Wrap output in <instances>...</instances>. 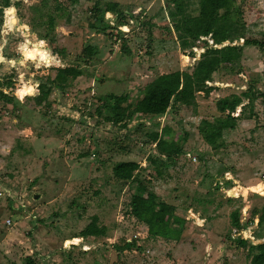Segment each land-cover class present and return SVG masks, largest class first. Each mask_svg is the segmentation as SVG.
I'll return each instance as SVG.
<instances>
[{"label":"rangeland","instance_id":"rangeland-1","mask_svg":"<svg viewBox=\"0 0 264 264\" xmlns=\"http://www.w3.org/2000/svg\"><path fill=\"white\" fill-rule=\"evenodd\" d=\"M13 1L20 5L0 17V89L14 98L0 108V264H25L28 257L38 264H169L179 258H189L187 264H249L248 248L237 243H264L257 237L258 217L246 226L264 206V98L255 104V118L240 119L217 149L200 128L202 121L226 118L217 109L219 99L241 95L250 83L262 89L264 54L246 47L242 62L217 75L219 90L197 96V107L138 117L123 129L98 118L109 95H128L134 105L159 76L192 72L197 60L188 50H203L197 43L182 51L170 17L174 0H49L45 6L42 0ZM200 1L183 4L195 15ZM96 3L103 10L116 3L118 12L131 5L144 12L138 22L117 28L109 21L101 33V24L90 26ZM234 7L233 20L243 26L235 40L263 39L264 0H238ZM108 16L117 19L115 12ZM88 47L95 48L93 56L84 55ZM68 67L82 75L64 90L47 81L57 68ZM42 84L52 94L39 105ZM165 127L185 153L165 162L159 174L160 163L150 161L159 159L156 146L145 141L147 133ZM130 161L140 165L137 178L186 217L179 242L151 240L148 226L130 215L137 181L113 175L115 164ZM235 212L242 232L232 226ZM93 216L106 227L105 236L81 235ZM126 241L142 251H116Z\"/></svg>","mask_w":264,"mask_h":264},{"label":"trees","instance_id":"trees-1","mask_svg":"<svg viewBox=\"0 0 264 264\" xmlns=\"http://www.w3.org/2000/svg\"><path fill=\"white\" fill-rule=\"evenodd\" d=\"M48 1L42 0L43 3L40 4L45 6ZM70 1L72 3L78 2V0ZM237 1L201 0L198 12L191 15L185 9L183 0H174L177 8L176 11L170 12V17L173 19L174 31L177 33V40L182 51L190 49L192 45H197V43H203L204 45L201 52L195 53L188 50L189 57L197 60L194 69L190 73L175 71L159 76L146 86L144 97L134 105L129 103L128 95H109L108 105L107 103L103 104V111L98 110V118L113 126L127 129L130 122L138 117H161L171 109L179 106L197 107V96L203 94L205 98H208L217 92L219 90V87L216 86L218 84L217 75H220L224 67H231L242 62L243 50L246 47H256L264 54V38L248 39L241 37V41L235 40V36L240 38L238 20H233V15H235L234 5ZM19 5L20 2L3 0V6L0 7V17L3 16L6 9H12ZM117 8L118 4L110 3L106 10H103L96 3L92 9L94 20L92 19L93 22L90 26L95 27L96 23H99L101 24L100 32L106 33L105 26L109 21L116 22L113 26L117 28L118 23L138 22L144 12L142 8L134 5L121 12H118ZM10 12L9 9L8 14ZM110 12H115V18L117 19L110 18L108 16ZM240 14H242L241 11L237 15ZM49 25L54 26L53 19ZM239 27L243 28V26ZM121 39L126 42L123 36ZM123 49L125 52H129L125 46H123ZM94 52V47H88L85 49L84 55L93 56ZM81 75L82 71L74 67L57 68L55 76L49 77L47 81L51 85L64 90L65 85H69L72 80ZM262 77V89H259L255 83H250L249 88L241 95H232L217 101L218 111L225 114L226 118H219L214 123L202 121L200 132L204 134L205 141L211 148L217 149L223 146L225 144V133L235 130L240 119L251 120L255 118V104L260 98H264V73ZM11 80L7 82V87L12 84ZM39 90L40 95L36 97V101L39 105H42L52 94V89L42 84ZM10 104H14V98L0 89V108H5ZM104 110L105 113H103ZM170 132L171 129L165 127L162 132L147 133L145 144H155L159 154V159L150 158L151 163L155 165L160 163L157 166H161L160 170L158 169L159 174H162V167L164 168L165 162L176 159L185 153L178 139L170 140V137H168ZM139 169L140 165L136 161L119 162L113 168V175L116 180L123 182L137 181L136 192L133 193L130 199V215L148 226L150 239L162 238L167 241H180L182 229L187 223L186 217L179 216L177 207L164 201L156 192L150 190L137 178ZM231 217L233 228H245L240 223L238 212L233 213ZM256 217H258L257 225L259 228L257 237L264 239V206L253 211L252 220L248 221L246 226L253 224V218ZM106 232V227H100L99 225V217L93 216L81 235L83 237H102L106 235ZM238 240L237 246L248 248L250 252L249 264H264V243L253 245L245 239ZM114 248L119 253L142 251V248L137 246L134 241H126L123 245H115ZM25 264H37V262L28 257Z\"/></svg>","mask_w":264,"mask_h":264},{"label":"crops","instance_id":"crops-1","mask_svg":"<svg viewBox=\"0 0 264 264\" xmlns=\"http://www.w3.org/2000/svg\"><path fill=\"white\" fill-rule=\"evenodd\" d=\"M191 214H194V213H191ZM198 215H196V214H194V216L193 217H197ZM193 217H191L190 219H192ZM191 222H193L194 224H196L197 226H201V227H203L204 225H202V224H204V223H202V224H200L199 225V223H196V222H194L193 220H190ZM200 222H201V219H200ZM258 223V222H257ZM151 240H155V239H151ZM177 242H179V241H177ZM133 252V251H132ZM141 252V251H140ZM130 253V252H129ZM135 254H137V253H139V252H134ZM211 257V256H210ZM35 260V259H34ZM117 260V259H116ZM189 260V258H184V259H181V258H179L177 261H174V260H172V261H169V264H187V262L186 261H188ZM210 260V259H209ZM36 261V260H35ZM210 261H212V262H214V260H213V258L210 260ZM37 262V264H38V262L39 261H36ZM186 262V263H185ZM154 262H152L151 263V261H150V263L149 264H153ZM107 264V263H106ZM111 264H114V261L111 263ZM145 264H146V262H145ZM206 264H208V263H206Z\"/></svg>","mask_w":264,"mask_h":264},{"label":"built area","instance_id":"built-area-1","mask_svg":"<svg viewBox=\"0 0 264 264\" xmlns=\"http://www.w3.org/2000/svg\"><path fill=\"white\" fill-rule=\"evenodd\" d=\"M10 223H11V220H8V221H7V224L10 225ZM241 224L244 225L242 222H241ZM242 229H244V228H242ZM242 229H241V230H242ZM235 230H236L237 232H239V231L242 232V231H241L240 229H238V228H235ZM241 239H245V238H241ZM245 240L249 241L250 243L252 242V241H250V240H248V239H245Z\"/></svg>","mask_w":264,"mask_h":264},{"label":"clouds","instance_id":"clouds-1","mask_svg":"<svg viewBox=\"0 0 264 264\" xmlns=\"http://www.w3.org/2000/svg\"><path fill=\"white\" fill-rule=\"evenodd\" d=\"M10 11H15V9L13 8V9H10Z\"/></svg>","mask_w":264,"mask_h":264}]
</instances>
